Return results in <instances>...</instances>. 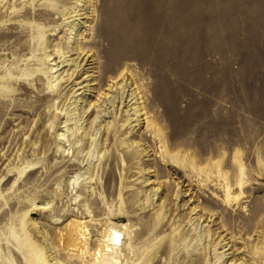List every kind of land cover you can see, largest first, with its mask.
<instances>
[{
    "label": "rangeland",
    "instance_id": "374dc122",
    "mask_svg": "<svg viewBox=\"0 0 264 264\" xmlns=\"http://www.w3.org/2000/svg\"><path fill=\"white\" fill-rule=\"evenodd\" d=\"M76 45L88 100L58 66ZM124 73L138 105L83 115ZM72 220L118 243L84 264H264V0H0V264H29L24 232L82 264Z\"/></svg>",
    "mask_w": 264,
    "mask_h": 264
},
{
    "label": "bare ground",
    "instance_id": "6f19581e",
    "mask_svg": "<svg viewBox=\"0 0 264 264\" xmlns=\"http://www.w3.org/2000/svg\"><path fill=\"white\" fill-rule=\"evenodd\" d=\"M76 12H78V11H76ZM85 14L86 13H81V14L77 13L74 16V17H77V19L75 18L74 21L84 20L85 17H83V16H86ZM83 24L85 25V28H86L87 27L86 26V22H83ZM77 35L79 37V36H81V33L77 34ZM75 44H77V43H75ZM68 54L69 55H67V56H64V54L63 55L61 54L60 60H61V58H62V60H61V62L59 63L58 66L65 65L64 67L70 66V68L73 69V71H72V73L70 75L66 74V77H68L67 78V82H70V84L74 85L73 96L77 95V93H79V95L75 96V97L83 96V98H81V99H85L86 98L88 100L89 96L86 95V93L91 92L92 91L91 90L92 86H94V85L90 84L91 82H93V77H92V75H90L91 72H89V70L86 69V68H88L91 65H93V61H94L93 60V55H90L88 52H85V50L82 49L80 45H76V47L71 48V50L68 52ZM81 76H83V77H81ZM61 80L63 81V78ZM128 80L129 79H128V74L127 73L119 75L118 79L113 81L112 85L108 86L109 87L108 90H106L104 93H102L100 95V97H99V99L97 100L96 103H94V104L88 103V104H90L88 109L87 110L84 109V111L82 110V114L83 115L84 114H88V113H90V111H92L96 115L94 120H97V119H100V118H105L107 115L111 114V113H109V110H110V108L114 107L115 101L117 99L120 100V104L121 105H125V104L128 103L127 104V106H128V105H130L131 102L135 101L134 103H132L130 108H132V106H134V105L137 106L138 105V101H141L140 98H139L140 97L139 93L137 94V89H136V91L133 90V92L130 90L131 86H129V84H127L129 82ZM115 91H118V94L116 93V95H115L116 97L114 96V98H112V96H111L112 94L109 96L110 93H114ZM130 92H132V93L130 94ZM108 105H110V107H108ZM137 109L133 108L135 113L133 112L134 115H132V116H136V115L139 116V114L141 112L146 110V109H142L141 107H138ZM138 119H136V118L132 119L131 122L134 121L136 123V122H138ZM147 126H148V124H147ZM108 130L109 131L111 130V128L109 126L107 127L106 131H108ZM132 147H133V145H132ZM173 163H175V161ZM232 165H233L232 168H236L238 175L229 176L230 183L232 182V184L229 185L230 187H227V189H226L227 199L229 201L231 199H234V201L238 200V198H240V196L242 194L241 189L243 188L244 168H243V164L241 162L240 153L234 154ZM234 188L238 189V193H237L236 196H231L230 197L231 191ZM22 228H23V225H22ZM22 234L24 235V243L27 245L28 252H29V255H30L29 264H48L47 257L45 256V253L42 251V249H40L37 245H35L29 239V237H28L26 232H24ZM88 235H89V233H88L87 226L85 225L84 222L79 221V220L70 221L66 225L65 233L63 234V238H64L65 245H66L65 246L66 248L65 247L64 248L66 249V251H68L69 253H71L72 255L77 257L79 260H81L82 264L85 263L84 260L87 259V258H96L97 256L98 257L100 256L101 258H104L106 253H108L107 251L108 250H112V248L116 244H118L117 241H116V238L113 237V232H111L109 230H104L101 233V235H102L101 239L96 241V244H95L96 246H95L94 251H91V250H89V248H88L89 244L87 243V241H88L87 236ZM115 236H118V235H116V233H115ZM55 264H57V263L55 262ZM98 264H101V263L99 262Z\"/></svg>",
    "mask_w": 264,
    "mask_h": 264
}]
</instances>
